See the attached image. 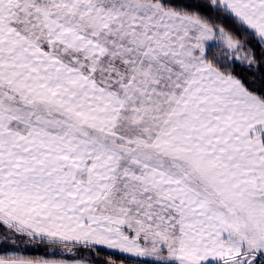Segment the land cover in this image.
Returning a JSON list of instances; mask_svg holds the SVG:
<instances>
[{"label": "snow or ice", "instance_id": "obj_1", "mask_svg": "<svg viewBox=\"0 0 264 264\" xmlns=\"http://www.w3.org/2000/svg\"><path fill=\"white\" fill-rule=\"evenodd\" d=\"M0 264H264V0H0Z\"/></svg>", "mask_w": 264, "mask_h": 264}]
</instances>
